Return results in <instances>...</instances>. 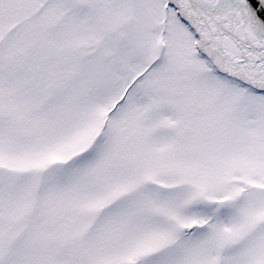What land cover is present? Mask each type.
I'll return each instance as SVG.
<instances>
[{
  "label": "snow or ice",
  "instance_id": "snow-or-ice-1",
  "mask_svg": "<svg viewBox=\"0 0 264 264\" xmlns=\"http://www.w3.org/2000/svg\"><path fill=\"white\" fill-rule=\"evenodd\" d=\"M0 264H264V0H0Z\"/></svg>",
  "mask_w": 264,
  "mask_h": 264
}]
</instances>
